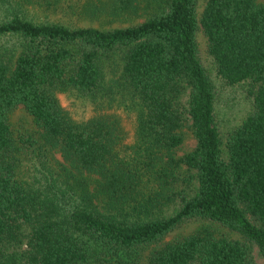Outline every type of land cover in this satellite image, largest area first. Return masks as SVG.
Segmentation results:
<instances>
[{"label":"trees","instance_id":"trees-1","mask_svg":"<svg viewBox=\"0 0 264 264\" xmlns=\"http://www.w3.org/2000/svg\"><path fill=\"white\" fill-rule=\"evenodd\" d=\"M61 1L70 2L0 5L7 13L17 2ZM100 11L118 18L150 11V17L110 30L36 23L14 9L0 17V38L20 41L16 54L0 53V264H144L142 252L153 245L145 264H254L255 248L264 259V3L205 0L199 14V0L83 1L80 12ZM201 29L218 76L244 84L253 99L250 114L227 136L216 118V87L200 57ZM108 68L120 70L121 87L141 106L137 136L152 157L166 156L173 174L178 164L196 172L195 193L182 192L171 216L143 219L125 211L147 172L138 161H119L123 128L117 116L77 121L61 104V94L74 92L102 105ZM19 106L73 165L104 177L101 193L118 204L119 218L93 205L99 189L83 190L85 203L65 212L19 179L20 142L9 122ZM186 118L197 144L177 161L169 156L184 142L178 131ZM158 198H146L145 205ZM193 222L199 227L165 241ZM23 238L26 249H11L20 257L7 255Z\"/></svg>","mask_w":264,"mask_h":264},{"label":"rangeland","instance_id":"rangeland-1","mask_svg":"<svg viewBox=\"0 0 264 264\" xmlns=\"http://www.w3.org/2000/svg\"><path fill=\"white\" fill-rule=\"evenodd\" d=\"M83 1L96 4L102 1L105 5H109L114 0H70V2L61 1L57 4H51L52 6L45 2L39 4L23 3L21 5L17 2L13 9L21 17L36 23L55 22L71 27L90 26L101 30L123 28L141 23L150 17V11H141L139 16L127 13L119 16V18L106 15L102 11L97 12V15L82 14L80 11ZM258 2L264 3V0H258ZM204 3L205 0H199V14L203 10ZM13 9L6 13L0 5V17H7V14L12 13ZM91 9L94 10L95 8L88 7L87 11L89 12ZM197 39L201 60L217 91L216 118L221 133L223 136H227L250 114L253 109V99L248 94L244 84L229 85L218 76L216 64L209 54L207 38L202 29L198 32ZM19 49L20 41L17 38H0V53H6V50H10L11 54H16ZM107 71H110L106 82L107 89L99 97L102 105L95 107L89 98L74 92L61 94V104L77 121H84L88 117L99 114H105L110 118L117 116L123 128V133H119L122 136L116 144L117 152L121 158L119 161L125 160L134 165L138 161L141 163L139 167L142 172L148 173H145L143 183L137 186L140 192L135 191V195L138 198L134 195L125 211L130 214L140 213L141 217L136 216V218L143 219L171 216L181 207L182 192L189 195L195 193L198 187L196 172L184 164H178L174 167L175 173L173 174V166L169 165L166 156L161 159L163 155L158 153V156L152 157V148L143 142V138L139 139L137 136L141 106L138 102L133 101L131 95L121 87L120 70L108 68ZM9 122L14 138L20 142L18 177L22 182L24 181L27 183L26 185L36 190L46 192L49 195V200H54L65 206V212L77 204L85 203L82 197L83 190L95 193V190L99 189L100 198L94 199L93 205L101 212L115 214L119 218L118 204L113 202L108 195L101 193L104 177L96 172L82 170L73 165L62 150V145L45 135L44 130L24 107L19 106L14 109L9 115ZM178 132L183 136L184 142L173 150L172 156H169L177 161L193 150L197 144L189 118H186ZM153 166L154 169H152ZM129 192L132 193V191ZM117 195L116 197L119 198ZM157 195L159 198L154 204L145 205L146 198H155ZM199 225L196 222L189 223L176 234L168 236L165 241L172 240L178 234H187ZM26 244V238L21 239L19 243L10 247L7 255L18 259L21 252L11 250L12 247L26 249ZM154 247L155 245L142 252V263H146L148 253ZM254 259V264H264V259L259 256L256 248Z\"/></svg>","mask_w":264,"mask_h":264}]
</instances>
